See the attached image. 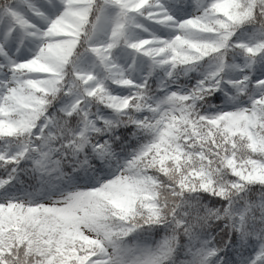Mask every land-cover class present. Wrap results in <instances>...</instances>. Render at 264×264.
<instances>
[{
	"label": "snow or ice",
	"instance_id": "6c2138e0",
	"mask_svg": "<svg viewBox=\"0 0 264 264\" xmlns=\"http://www.w3.org/2000/svg\"><path fill=\"white\" fill-rule=\"evenodd\" d=\"M0 264H264V0H0Z\"/></svg>",
	"mask_w": 264,
	"mask_h": 264
}]
</instances>
